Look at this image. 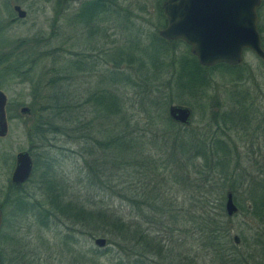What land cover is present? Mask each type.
I'll return each instance as SVG.
<instances>
[{
  "label": "rangeland",
  "instance_id": "1",
  "mask_svg": "<svg viewBox=\"0 0 264 264\" xmlns=\"http://www.w3.org/2000/svg\"><path fill=\"white\" fill-rule=\"evenodd\" d=\"M84 1L67 0L59 5V0H0V59L12 51L10 62L22 53L29 58L38 56L32 67L26 61L23 70L29 69V72L23 75L4 71L9 61L0 63V90L7 98L8 124L7 134L0 137L1 264H72L75 249L85 255L91 252V258L100 264H126L127 257L116 243L97 247L94 238L107 239V236L91 237L87 228L66 219L59 212L58 203L52 202L55 196L59 197L62 188L65 190L64 200L76 197L84 203L91 202L89 206L92 208L103 205L119 209L122 215L133 218L135 214L129 200L111 196L109 188H98V181L91 178L89 170L93 155L88 153L87 147L95 144L94 139H79L78 144H73L65 135H56L51 138L49 146H40L33 128L39 118L32 114L34 101L44 104L41 98L35 97L56 92L58 88L52 89L51 82L57 78L58 84L66 89L64 82L72 80L73 73L75 82L69 89L80 93L81 120L93 121L94 128L105 131L113 128L114 121L124 125L119 117L113 120L110 115H98L96 106L87 100L89 92L109 88L115 70L128 75L127 80L113 81L110 87L113 93L122 94L125 106L121 118H126L136 135H142L145 155H152L154 159L161 157L163 161L159 162L161 169L160 166L159 170L155 168L156 176L149 173L144 180L153 181L159 171L158 180L164 177V189L180 213L178 229L171 230L172 221L166 217L164 223L158 221L151 226L145 223L147 216L158 220L156 214L145 208V215L139 220L152 233L156 229L165 248L164 258L147 253L146 261L175 264L176 259L169 256L181 255V261L186 263V255H193L191 247L196 246L197 230L189 217L200 207L196 203L199 199L196 186L204 185L205 180L209 183L207 179L212 176H223V167L217 162L224 161L227 173L234 176L226 180L223 187L221 182L216 184L219 188L215 190L223 195V213L226 214V192L233 185L238 212L231 217H219L222 220L220 227L228 231L230 242L236 246L238 264H264V216L254 213L252 199V196L264 198V60L251 50H245L237 69L216 66L204 69L205 84L201 89L196 93L184 92L177 86L174 72L177 66L174 69L172 65L178 63L181 55L192 54L189 45L181 39L158 55L157 64L161 66L156 71L149 65L147 72L138 63L122 64L117 69L109 57L114 48L129 50V46L140 55L143 48L151 46L154 36L163 28L159 24L157 2L164 0H105L106 10L93 20L79 19ZM14 4L26 11L24 18L17 17L12 9ZM258 13L264 50V0ZM19 43L21 46L15 48ZM164 98L172 102L162 103ZM170 104L191 107L193 116L189 126L177 123L165 133L161 131L163 123L158 115L161 111L168 117ZM23 106L29 107V114L20 112ZM200 142L204 143V154L192 155L191 150ZM23 150L31 155L32 174L21 183L18 191L10 190L16 154ZM96 159L99 169L109 166L103 164L102 155ZM35 162H38L37 167ZM45 162L50 163L48 174H44ZM175 175L186 179L177 180ZM127 183L137 184L139 189L142 185L133 176L127 179ZM110 184L113 187L114 181ZM15 194L29 198L32 205L16 209L13 203ZM213 194L216 193L213 191ZM214 212L218 210L215 208ZM39 214H47L48 225L38 221ZM234 235L239 237L238 242L233 240ZM66 242L73 246L71 252L67 253ZM172 250L174 254L170 253ZM205 252L201 251V254ZM200 261L207 262V259Z\"/></svg>",
  "mask_w": 264,
  "mask_h": 264
},
{
  "label": "trees",
  "instance_id": "2",
  "mask_svg": "<svg viewBox=\"0 0 264 264\" xmlns=\"http://www.w3.org/2000/svg\"><path fill=\"white\" fill-rule=\"evenodd\" d=\"M65 1L67 0H59V5L64 4ZM106 6L107 4L105 3V0H86L81 4V9L78 13L79 19L93 20L106 10ZM157 10L158 18H160L159 24L164 27L166 25V17L163 13L161 2H157ZM154 39L155 41L151 43L149 48L147 46L141 50L139 53L140 55L135 54L136 52H133L129 46V50L114 48L112 52L109 51V57L113 66L120 69L118 67L122 64L130 65L132 63H138L139 66L146 71L149 65L154 67L156 71L161 66V64H157V61H159L158 55L167 49L168 45H171V43H174L177 40H166L159 34H156ZM19 46H21L20 43L17 44L15 48ZM148 49L152 51L150 52ZM12 52L1 57L0 63H6L9 61L10 56H13ZM142 54H144V56ZM188 54L189 55L186 57L185 55H181L176 65L172 63L174 69L176 68L175 66H177L174 71L176 72L177 86L184 92L188 91L196 93L197 90L201 89V86L205 84V79L202 73L204 69L213 66L225 67L228 69L238 68L237 65H228L226 63H219L213 66H203L199 64L197 58L193 54H190V52H188ZM27 60L29 61L28 63L26 62ZM37 60L38 56L29 58L25 53H22L20 56H15L12 62L9 61V64H6L4 67V71L11 70V73L23 75L26 72H29V69L28 71H24L25 69L23 70V66L27 63L32 67ZM152 73H154V70ZM59 76L62 77L61 75H58V77ZM66 77L68 76L66 75ZM127 78L128 75L123 74L120 70H115L113 77H111V82L112 84L113 81L124 82ZM65 79L67 80V78ZM58 81L59 78H57V81L54 79V81L51 82L52 89L55 90L58 88L56 92L41 93L38 97H35V99L41 98L44 103L43 105L36 101L32 104V114H37L39 118L33 126L36 137L38 138V144L40 146H49L51 138H54L56 135H65L70 138L68 140H72L71 142L73 144H78L79 139H94L95 144L87 147L89 150L88 153L93 155L89 170L91 178L93 177V179L95 178L98 181V188H109L111 196L120 197L121 200H129L132 203V211L135 215H132L133 218H128L126 214L122 215L119 212V209H110L103 205L92 208L89 206V204L92 205L91 202L84 203L76 197L64 200L65 190L62 188L58 193L59 197L57 198V196H55V198L52 199V202L55 204L58 203V210L66 219L71 220L75 225L87 228V233L91 237L102 234L107 236V239L105 238L107 243H116L119 248L124 251V254L127 257L126 264H152L153 261H146L145 255L147 253H151L152 255L156 254L164 258L165 248L163 239L156 234V229L155 232L152 233L147 227H143L139 220V218L145 215V208H148L151 213L153 212L157 215L158 220L153 218V216H147L148 219L145 220V223L148 222L151 226L157 224L158 221L164 223L167 218L168 221H172L173 225L171 230L178 229L179 219L177 218L180 213L177 212L178 209L172 205L174 201L173 199L170 201L168 197L169 195L164 189V177L158 180V177L161 174L158 171V175L153 181L145 182L144 180L149 173H154L156 176L155 171L159 170V166L161 169V164L159 165V162H163L161 157L154 159L152 155H145L142 135L140 137L138 134L136 135L135 129L130 128L131 126L126 122V118H121L125 106L124 101L121 93H113V90L110 88L112 84L109 83V88L97 89L89 92L87 98L88 101H91L96 106L95 112H97L98 115L103 117L110 115L113 117V120L117 117L123 119L122 121L125 126L114 121L113 128L105 131L104 129L94 128L93 121L83 122L81 120L82 113L79 110L80 93H78V90L76 91V89H69V87L74 86L75 81L73 79V73L72 80L64 82L63 86L66 87V89L62 87V84L59 85ZM164 99L165 100L162 101V103L166 104L167 102H172L171 100H168V98ZM152 106L157 108V105ZM158 116V119L162 120L163 123L161 131L165 133L169 131V127L176 126L177 124L168 115V117L163 116L161 111ZM96 118L97 117H95V119ZM191 152H194L192 155L200 153L204 154V143L200 142V145L197 147L195 146ZM98 155L103 156V164L105 162L109 165L105 169H99V162L98 159H96ZM45 163H47V169H45L46 173L44 172V174H48L50 170L48 164L50 163ZM35 165V167H37L38 162H35ZM217 165H222L223 176H212L207 179L209 183L205 180L203 182L204 185H194L197 188L195 192L199 195V199H197L196 203L201 207L198 208V211L195 210L189 217V221L196 225V246L191 247L192 251H194L192 256L186 255V263L181 261L183 260L181 255L169 256L176 259L175 264H238L236 246L234 243L232 244L230 242L228 231H223L220 227L222 221L221 218L228 216L223 213V195L215 190L218 187L216 184L221 182L223 187L226 180L234 175L232 174L231 176V173H227L228 171L226 170V164L224 161L217 162ZM167 166L168 165L165 164L166 168ZM51 172L54 173L52 169ZM130 176L137 178L138 183L140 182V184H142L140 189L137 188V184L134 183L127 185L129 184L127 183V179ZM175 178L179 180L180 178L183 179L185 177L175 175ZM111 181H114L113 187L110 184ZM20 186L21 184L11 183L10 190L18 191ZM205 187H207V189ZM213 191L216 194H213ZM227 191L234 192L236 191V188L232 185ZM259 198L252 196L254 213L258 212L260 215L264 216V198ZM13 203L15 204L16 209L19 210L26 209L32 205L30 199L25 198L21 194L14 195ZM0 207L3 209V204H0ZM215 208L218 212H214ZM173 211L175 213H171ZM46 216L47 214L44 216L39 214L37 216L38 221L44 226L48 225L46 223ZM65 246L67 253L74 249L73 246L67 242ZM74 251V254H72V264H100L98 260L95 261L91 258V252H88L85 255V252L81 250L80 252L78 249H75ZM201 251L206 252L205 254H201ZM170 253L174 254L173 250ZM87 254L88 257L86 258ZM201 259H207V262H202L200 261Z\"/></svg>",
  "mask_w": 264,
  "mask_h": 264
},
{
  "label": "water",
  "instance_id": "3",
  "mask_svg": "<svg viewBox=\"0 0 264 264\" xmlns=\"http://www.w3.org/2000/svg\"><path fill=\"white\" fill-rule=\"evenodd\" d=\"M261 0H164L163 13L166 25L158 33L166 40H183L191 53L203 66L219 63L238 65L242 62L245 50H251L264 59L261 36L258 30L257 9ZM18 18H24L26 11L20 5L12 7ZM6 95L0 90V137L8 132L5 113ZM22 114H29L27 106L20 108ZM191 108L182 104H170L167 115L177 123L189 125ZM33 170V161L27 150L16 154L11 182L21 184L27 181ZM228 217L238 212L232 191H227L224 204ZM3 214L0 207V228ZM233 240L239 241L234 235ZM94 245L101 248L107 245L104 237H95ZM1 264V262H0Z\"/></svg>",
  "mask_w": 264,
  "mask_h": 264
},
{
  "label": "flooded vegetation",
  "instance_id": "4",
  "mask_svg": "<svg viewBox=\"0 0 264 264\" xmlns=\"http://www.w3.org/2000/svg\"><path fill=\"white\" fill-rule=\"evenodd\" d=\"M262 1L263 0H261V4H262ZM261 4H260V6H261ZM259 6V7H260ZM259 7H258V9H259ZM258 9H257V13H258ZM258 17H259V13H258ZM258 30H259V26H258ZM260 33V32H259ZM261 42H262V40H261ZM262 47H263V45H262ZM260 59H262V58H260ZM262 60H264V59H262ZM191 108V107H190ZM191 111H192V108H191ZM192 116H193V112H191V120H192ZM177 123V122H176ZM178 124H180V123H178ZM190 124H191V122H190ZM189 124V125H190ZM182 125V124H181ZM189 125H183V126H189ZM12 183V182H11Z\"/></svg>",
  "mask_w": 264,
  "mask_h": 264
}]
</instances>
